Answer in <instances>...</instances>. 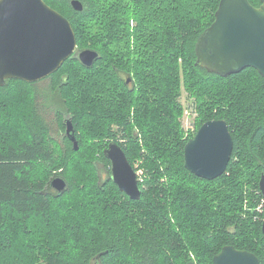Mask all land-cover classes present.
I'll use <instances>...</instances> for the list:
<instances>
[{"label":"trees","instance_id":"trees-1","mask_svg":"<svg viewBox=\"0 0 264 264\" xmlns=\"http://www.w3.org/2000/svg\"><path fill=\"white\" fill-rule=\"evenodd\" d=\"M44 1L70 21L76 49L44 78L63 104L57 128L40 109V80L0 86V264H212L225 245L264 264V79L252 67L222 77L196 63L219 0H79L80 11ZM83 49L98 53L90 66ZM183 88L196 129L227 122L233 148L215 179L184 166L193 134L180 122ZM110 141L141 170L139 199L112 181Z\"/></svg>","mask_w":264,"mask_h":264},{"label":"water","instance_id":"water-1","mask_svg":"<svg viewBox=\"0 0 264 264\" xmlns=\"http://www.w3.org/2000/svg\"><path fill=\"white\" fill-rule=\"evenodd\" d=\"M71 5L82 10L79 0H71ZM75 49L76 36L70 21L44 0H0V86L8 79L42 80ZM195 54L198 65L219 76L252 67L264 79V0H260L259 6H253L249 0H219L213 21L196 42ZM77 57L90 66L98 53L83 49ZM65 123V134L77 149L72 122L66 119ZM232 148L227 122L207 120L185 143L184 166L198 177L215 179L225 172ZM103 153L119 190L131 199H139L138 172L121 146L110 141ZM50 184L58 192L66 186L61 177L53 178ZM258 186L264 199V171ZM261 231L264 235V216ZM212 264H259V259L253 252L225 245L213 256Z\"/></svg>","mask_w":264,"mask_h":264},{"label":"rangeland","instance_id":"rangeland-1","mask_svg":"<svg viewBox=\"0 0 264 264\" xmlns=\"http://www.w3.org/2000/svg\"><path fill=\"white\" fill-rule=\"evenodd\" d=\"M36 85L38 87L37 94L39 95L38 101L40 102V109L43 111V114L45 118L49 121L50 125L54 128H57L56 119L54 115L57 110L59 109L63 110L62 101L60 100L58 93L52 91L49 88L50 83L47 79H44V80L42 79L38 81ZM179 102L184 108L183 114L180 117L181 126L183 130L186 131V133H192L194 135L196 130L198 129V128L197 129L195 128L196 112L193 109L192 99L187 95V92L184 90V88L179 97ZM53 134H57L55 137L57 139H60L64 133H59L55 129ZM137 172L138 174H140L141 170H138ZM261 204L264 205V199H262L259 202L257 209L260 208L259 206ZM263 209H264V206H263Z\"/></svg>","mask_w":264,"mask_h":264},{"label":"bare ground","instance_id":"bare-ground-1","mask_svg":"<svg viewBox=\"0 0 264 264\" xmlns=\"http://www.w3.org/2000/svg\"><path fill=\"white\" fill-rule=\"evenodd\" d=\"M116 15H117V14H116ZM166 67H167V66H166ZM161 69H162V68H161ZM167 69H168V67H167ZM127 80H129V79H127ZM127 80H126V81H127ZM65 128H66V126H65ZM64 132H65V131H64ZM115 142H116V141H115ZM128 162H129V161H128ZM130 165H131V164H130ZM75 168H76V167H75ZM138 175H139V174H138ZM52 200H53V199H52ZM62 200H63V199H62ZM67 200H68V199H67ZM67 200H66V201H67ZM54 206H55V205H54ZM32 216H33V215H32ZM28 217H29V216H28ZM30 217H31V216H30ZM36 217H37V216H36ZM32 231H33V230H32ZM48 236H49V235H48ZM48 236H47V237H48ZM40 240H41V239H40ZM48 240H49V239H48ZM54 240H55V239H54ZM54 240H53V242H54Z\"/></svg>","mask_w":264,"mask_h":264},{"label":"flooded vegetation","instance_id":"flooded-vegetation-1","mask_svg":"<svg viewBox=\"0 0 264 264\" xmlns=\"http://www.w3.org/2000/svg\"><path fill=\"white\" fill-rule=\"evenodd\" d=\"M127 79H129V78H127ZM127 79H126V80H127ZM129 80H130V79H129ZM126 82H127V81H126ZM127 83H130V81H129V82H127Z\"/></svg>","mask_w":264,"mask_h":264}]
</instances>
